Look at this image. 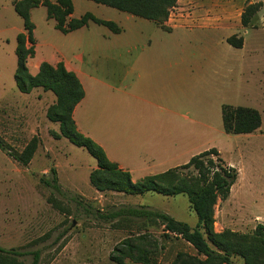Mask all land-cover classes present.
Segmentation results:
<instances>
[{
    "label": "rangeland",
    "instance_id": "obj_1",
    "mask_svg": "<svg viewBox=\"0 0 264 264\" xmlns=\"http://www.w3.org/2000/svg\"><path fill=\"white\" fill-rule=\"evenodd\" d=\"M15 1L0 0V135L17 151L23 150L34 136L39 137L40 145L28 166L0 149L1 247L20 248L48 235L24 249L40 250V264H116L110 257L115 245L140 229L132 219L120 225L119 218L104 217L111 212L147 205L195 227L198 218L186 195L98 191L90 182V173L97 167L96 159L68 138L52 136L51 130L60 131V123L47 118L48 108L56 102L55 94L41 87L23 93L16 85L17 35L25 29L23 18L15 11ZM259 1L264 2L179 0L170 11L167 24L177 27L166 31L151 20L93 0H73V18L91 12L112 20L122 28V37L138 35L141 43L154 50V57L145 69L152 80L144 91L131 94L123 87L107 88L102 81L104 77L111 78V66H116L119 74L121 63L131 62L135 54L129 56L125 51L107 48L100 39L109 30L94 22L73 32H61L55 19L48 16L47 8L39 5L31 10L37 53L28 60V67L34 74L42 58L54 62L64 54L84 57L86 74L97 75L98 80L93 82L96 94L92 97L86 81L87 96L76 120L81 132L99 143L112 161L124 163L132 157L134 152L127 139L121 143L117 134L121 132L120 125L122 130L129 127L132 133L136 128L133 122L140 123L139 128L155 121L177 132L191 129V136H181L182 139L177 137L181 134L160 137L176 139L177 151L186 147L185 150L192 149L196 154L200 149L216 147L225 163L236 168L238 177L228 199H219L215 206V231L251 233L258 223H264V6L247 27L241 23V14L246 5ZM201 19L207 24L191 22ZM234 34L244 37V47L227 42ZM98 42L102 48L99 53L95 45ZM168 49L174 51L175 61L192 64L191 84L183 82L179 69L169 68L163 56ZM157 50L161 51L160 56ZM223 104L256 108L262 115V126L249 134L226 133ZM149 106L154 121L141 115L142 109ZM137 131L141 133L140 129ZM122 132L124 135L125 131ZM53 167L57 170L60 191L46 183L53 177ZM180 171L194 172L193 168ZM134 176L138 179L137 172ZM50 197L58 199L67 211L54 208L48 202ZM149 228L160 238L161 228ZM164 245L158 256L159 264L172 262L181 251L197 254L182 238L171 236L164 240ZM22 260L30 264L33 256L25 255ZM233 260L242 263L239 257ZM126 264L139 263L127 260Z\"/></svg>",
    "mask_w": 264,
    "mask_h": 264
},
{
    "label": "trees",
    "instance_id": "obj_2",
    "mask_svg": "<svg viewBox=\"0 0 264 264\" xmlns=\"http://www.w3.org/2000/svg\"><path fill=\"white\" fill-rule=\"evenodd\" d=\"M134 16L155 22L163 30L170 31L167 25L170 11L179 0H93ZM39 5L47 8L50 18L55 19L56 27L63 33H69L87 26L90 22L106 26L114 33L122 28L112 20L97 17L86 12L80 18H73V0H16L15 11L23 18L26 33L17 35V69L15 81L23 93H30L41 87L56 96V102L47 110V118L60 123V131L51 130L54 138L62 136L73 144L84 147L97 161V167L90 173L91 184L101 192L114 191L129 195L160 193L165 196L184 194L188 197L190 207L196 214L198 222L195 227L180 221L170 214L153 209L147 205L121 208L118 211L103 215L107 218H119L120 225L129 220L138 224L140 231L131 234L118 242L111 252V260L116 264H126L131 260L139 264H159L158 256L164 249V240L171 236L182 238L197 251L196 255L181 251L172 262L165 264H264V223H258L251 233H241L231 229L216 232L215 206L218 200L225 201L237 180L235 167L225 163L216 147L193 156L187 163L164 172L147 175L134 181L130 171L109 159L104 148L94 139L82 133L74 119V109L85 97L84 87L75 72L68 70L60 61L56 65L48 61L41 62L36 74L28 67V60L33 58L36 39L35 24L31 19V10ZM264 6V2L246 5L241 14V23L247 27L253 17ZM227 42L234 47L242 48L244 37L237 34L229 36ZM30 43L31 45H28ZM223 126L229 134H249L262 126V115L259 110L248 106L222 105ZM40 139L34 136L23 150H15L1 135L0 149L22 165L28 166L32 161ZM191 169L192 173H183L180 169ZM52 179L46 182L60 191L57 170L51 168ZM48 202L59 211L66 212L62 203L53 197ZM161 228L160 238L151 232L149 227ZM44 235L20 248L0 246V264H25L22 258L32 255L30 264H40V250L25 251L30 246L47 238ZM241 258L242 263L234 262Z\"/></svg>",
    "mask_w": 264,
    "mask_h": 264
},
{
    "label": "crops",
    "instance_id": "obj_3",
    "mask_svg": "<svg viewBox=\"0 0 264 264\" xmlns=\"http://www.w3.org/2000/svg\"><path fill=\"white\" fill-rule=\"evenodd\" d=\"M191 22L193 24H202V25L207 24V21H202V19L197 21L192 20ZM176 27L177 26H173L172 28L171 27L170 28L171 30H173ZM108 30L109 31H105V35L100 39L101 42L107 45V48L109 47L110 50L112 49L122 52L125 51L129 56L133 54L135 55L134 57L133 56L131 57L132 58L130 60L131 62L129 63L122 62L121 65L119 64L120 65L119 74H116V70H115L116 66H111V68L113 69L112 71L113 74L111 78H108L106 80L104 77L102 83L104 84V86L110 89L119 90L120 87H123L125 89V92L127 91V94H131V92L133 91L135 92L144 91L146 89V85L148 84V82L152 80L151 73L146 71L145 69L149 66V63L152 61V57H154L155 54L154 50L150 47L148 48L146 44L141 43L140 41L141 39L138 37V35L129 34L126 35V37H122L121 33H114L110 29ZM34 37L37 41L35 30H34ZM95 45L96 48L98 49L97 53L102 52V48L100 47V42L96 43ZM36 47H37V42L35 43V51L37 53ZM160 52H161L160 50H157V56H160ZM163 56L168 60L169 68L173 69V71L179 69V72L181 73L180 77L183 79V82L186 83L188 81V83L191 84L192 81L191 76L193 69L192 64L189 63L187 65L186 61L183 60H180L179 62L175 61L174 59L175 54L174 51L171 49L164 50ZM171 57H173L174 62L172 61ZM111 60L114 61V58H112ZM43 61H48L53 65H56L58 62L62 61L68 70L75 72L76 75L79 77L85 90V97L74 109V119L79 129L78 122L76 120V115L79 111L81 104L83 103V101L87 96L85 83L87 81L89 93H90L89 95L90 97H92L94 94H96V90L94 89L93 82L98 80L97 75L94 76V75L86 74L83 68L85 62L84 57L81 56H69L64 54L63 56L57 58L54 62L50 61L49 59L42 58L36 64L37 72L39 70V66L41 62ZM177 63H179V65ZM168 81L171 82V78H168ZM141 115L148 116V119H150V121L155 120V115H153V111L150 108V106L146 107L145 109H142ZM166 119H168V121H171L170 117H167ZM132 124H134L137 129H140L141 131L140 134H137L138 131L136 128H134V130L131 133L130 131H128L129 127H126L125 129L122 130V127L120 125L119 130L121 132L120 134H117V136L120 139L121 143H123L124 138H126L131 150L134 153L127 162L124 163L116 162V161L113 162L118 163L121 168L130 171L134 181L140 180L147 175L158 174L166 170H169L171 168L179 167L187 163L193 156L209 149V148H206L204 150L200 149L196 152V154L192 152V149L185 150L186 147L179 149L180 151H177L178 143L176 139L166 138L164 140H161L160 138L161 136L172 137L176 134H181L180 136L177 137L182 139L181 136L184 137H186V135L191 136L192 134L191 129H189V131L187 132L186 129L184 128V129H180L177 132L176 130H174V128L171 127L170 129H166L164 128L165 126L164 123L160 124L155 121L153 123L150 122L148 123V125H145L141 128H139L140 123L133 122ZM122 131H125L127 134L124 132L123 135ZM156 168L159 169L160 171L156 170ZM135 172L138 173V179H135L134 176Z\"/></svg>",
    "mask_w": 264,
    "mask_h": 264
}]
</instances>
